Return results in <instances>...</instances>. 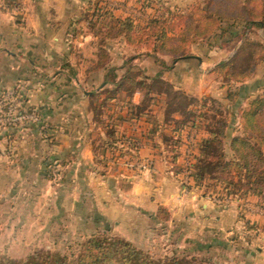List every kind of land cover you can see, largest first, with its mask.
Wrapping results in <instances>:
<instances>
[{
	"label": "crops",
	"instance_id": "0c3cea01",
	"mask_svg": "<svg viewBox=\"0 0 264 264\" xmlns=\"http://www.w3.org/2000/svg\"><path fill=\"white\" fill-rule=\"evenodd\" d=\"M116 1V10L108 5L104 9L115 16L129 15V3ZM95 5L96 0H0L1 113L13 106L15 117L28 107L38 114L0 123V201L33 200L46 192L63 211L65 200L73 210L89 206L94 217L123 225L132 234L152 233L189 255L214 249L223 258L218 264H264V209L259 196L227 194L220 186L205 183L207 178L196 184L192 173L182 185L213 120L203 101L214 98L220 109H228L229 87H234L235 100L240 89L247 88L245 108L264 90V73L260 77L254 72L229 86L215 75L220 63L215 59L224 50L201 42L200 54L194 53L192 44L188 58L172 60L158 54L161 64L141 47L137 49L154 66L160 64L156 75L138 65L143 73L202 98L186 109L204 115H191L180 125L185 115L167 113L164 94L152 93L143 104L142 89L129 94L122 88L102 103L103 89L114 87L105 80L108 68H113L117 80L127 67L124 51L133 47L119 37L110 39L108 63L94 69L99 35ZM115 54L121 57L118 63L111 58ZM139 105L144 106L141 113ZM235 117V122L240 120V114ZM37 120L44 123V132ZM112 136L130 137L137 148L113 157L105 147ZM134 157L149 159V169L138 172L124 166ZM159 207L168 211L167 220L156 217Z\"/></svg>",
	"mask_w": 264,
	"mask_h": 264
},
{
	"label": "trees",
	"instance_id": "16d2710c",
	"mask_svg": "<svg viewBox=\"0 0 264 264\" xmlns=\"http://www.w3.org/2000/svg\"><path fill=\"white\" fill-rule=\"evenodd\" d=\"M154 5V12L145 22H139L129 15L115 16L95 5L93 15L95 23L99 24V35L98 61L94 69L108 63L106 47L112 38L119 37L133 48L145 47L146 55L163 64L164 61L158 54L170 56L172 60L188 58L192 44L197 41H207L209 44L215 38L222 40L227 32L225 28L233 26L241 28L239 49H245L251 54V66L244 70H234L226 74V77L230 81L242 82L253 74L257 62H264V49H258L262 47L261 44L249 38L253 29L264 28V0H197L185 7L157 0ZM131 59L132 57H128L123 62L127 67L117 80L113 75V68H108L105 80H111L114 87L103 89L106 97L102 103L114 97L122 88L129 94L142 89L145 91L143 104L149 102L152 93L164 94L167 113L179 111L185 115L178 121L180 125H184L191 115H204L203 112L196 114L186 109L192 103V98L186 99L182 107L171 106L177 96L184 98L187 95L157 76H146L139 67L129 64ZM230 64L232 60L222 61L216 69L221 72ZM157 83L162 87L156 86ZM235 95L230 89L227 98L233 100ZM206 100L216 103L215 99ZM211 106L216 112L211 115L213 120L206 127L208 136L201 139L193 165L192 174L196 184H201L207 178L212 180L209 186H220L227 194L240 197L254 194L264 200V93L257 94L241 110L238 124L223 115L218 105ZM143 109L144 106L139 105L137 113H141ZM24 113L38 116L33 107L21 109V114ZM35 123L43 127L41 132L45 131L44 123L39 120ZM233 124L238 126L233 127ZM175 129H180V126ZM236 130L239 132L234 133ZM105 147L113 157H121L136 149L134 141L126 136H112L105 142ZM50 164L51 162L48 163ZM156 217L165 221L169 218L168 211L159 207ZM102 218L94 217L93 221L97 225ZM94 230L98 231V227ZM204 262L205 259L194 255L156 258L130 240L110 234L108 227L75 241L64 252L39 249L24 259L0 255V264H205ZM208 262L216 264L210 260Z\"/></svg>",
	"mask_w": 264,
	"mask_h": 264
},
{
	"label": "rangeland",
	"instance_id": "374dc122",
	"mask_svg": "<svg viewBox=\"0 0 264 264\" xmlns=\"http://www.w3.org/2000/svg\"><path fill=\"white\" fill-rule=\"evenodd\" d=\"M96 1L99 3L100 7L105 8V6L108 5L110 8L112 7V9L114 8L115 10L117 3H119L116 0ZM126 1L129 3V6L126 9L129 16L140 22H145L154 12V4L157 0ZM162 1L167 2L169 5L185 7L189 4L195 3L197 0ZM108 11L112 14L111 10ZM115 12L117 13V11ZM225 29H227V32L222 40L220 38H215L214 40H210L209 44L207 41L205 44H207V46L212 49L214 48L217 50H224V53L222 52L223 55L216 57L215 61L221 62L227 58L228 60H232V64L228 65L225 70L215 73V75L220 78V81L223 80V82H227V85H229L233 82H230V80L226 77V74H229L234 70H244L250 68L251 54L245 49H239V45L241 43L239 37L241 30L240 26H233ZM249 38L252 41L261 44L262 47H259V50L261 48L264 49V28L253 29L250 32ZM115 46L118 47V45ZM203 46L204 45L201 44V41L195 42L193 44L194 53L200 54L201 48ZM124 52L126 56L124 58L122 57L123 61H125L128 57H132L129 62L130 65H142L145 67L147 73L156 75V66L160 64L156 63L154 66V63L150 60V58L142 54L141 50L137 48H129ZM117 56L116 54L111 56V58L113 57V63H118L121 61V57ZM254 72H258L260 77H263V61L257 62ZM156 86H160V83H157ZM229 88L233 89L234 87L232 86ZM248 91L249 90L247 88L240 89L241 96L238 98V100L233 99L230 101V99H228L229 102H232V104H230L228 109L225 108L222 110V113H224L223 115H226L229 119H235V114L237 113V115H239L244 107V93H248ZM262 93H264V90H260L257 94ZM255 96L256 95L253 97ZM190 98L193 99V103L203 101L202 98H196L190 95H187L183 98L181 95H179L174 99L173 102H171V106L182 107L186 103V99ZM211 99L212 98H210V100ZM203 102H205L208 109L211 110L209 114L216 112L215 109L211 108V105L215 107L217 106V102L212 103L209 100ZM235 102L237 103L234 104ZM237 122H239V120H237ZM236 124H233V127H237L238 125ZM205 183L209 185V183H212V180L207 179ZM259 198V202L264 209V200L261 197ZM64 202L67 204L64 206L65 212L62 209H59V206H57L58 202L53 204V201H49L47 199L46 192H44L40 198H35L33 200L19 199L14 201V203L8 199L0 201V255L8 256L14 259H24L33 251L39 249L64 252L68 245H72L77 240H82L91 233H94V231L97 233L98 231H101L107 227L110 234H115L119 237L130 240L137 247L143 249L156 258L170 257L173 255L187 256L190 254H186V250L172 247L169 245V243H165L161 238H156L152 233L147 232L145 234H132L128 229L125 230V226L118 225L117 223L112 224L111 222L105 221L103 218L97 223V225H95L93 218H90L89 216L90 212L94 217L95 211L91 212L90 208L88 209L89 206H85L81 210H73L70 200L62 201V203ZM10 203L14 204L13 207L10 206ZM96 226L98 227V231L94 230ZM201 250L200 253H197L194 256L205 259V264H210L208 262L209 260L210 262H214L216 264H218V260H223L222 255L217 250L212 249L208 252H203Z\"/></svg>",
	"mask_w": 264,
	"mask_h": 264
},
{
	"label": "built area",
	"instance_id": "2783aa9c",
	"mask_svg": "<svg viewBox=\"0 0 264 264\" xmlns=\"http://www.w3.org/2000/svg\"><path fill=\"white\" fill-rule=\"evenodd\" d=\"M3 101L4 99H0V113L2 111V106H3ZM4 112L0 114V123L5 121V120H14L17 119V116L15 117V108L13 106H8V108H6L5 110H3ZM26 118V117H30L29 115H27L26 113H24L23 115L18 116V118ZM135 147L137 148V144L136 142L134 143ZM134 150V149H133ZM124 166H126L128 169H132L138 172L141 171H145L148 170L150 167V160L149 159H138L136 157L134 158H129L127 160L124 161ZM192 171L191 169H186V171L184 172V178L182 179V185L186 186L188 183V177L189 175H191Z\"/></svg>",
	"mask_w": 264,
	"mask_h": 264
}]
</instances>
